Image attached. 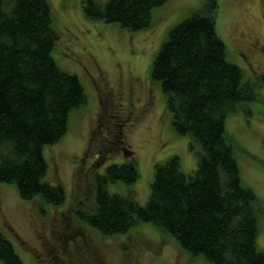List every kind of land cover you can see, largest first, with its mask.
<instances>
[{"label":"trees","instance_id":"16d2710c","mask_svg":"<svg viewBox=\"0 0 264 264\" xmlns=\"http://www.w3.org/2000/svg\"><path fill=\"white\" fill-rule=\"evenodd\" d=\"M167 2L85 0L84 13L137 33L152 27L153 11ZM218 8L217 0H205L171 29L150 74L166 98L173 130L189 138L195 170L184 173L177 155L159 162L141 206L134 192H110L114 184L137 183L136 161L113 164L97 177L94 208L86 212L80 205L77 216L105 237L152 225L210 264H264L258 250L263 208L243 184L226 130L228 116L253 99V87L227 59ZM58 39L50 0H0V183L16 184L23 200L38 197L53 206L66 202L67 194L62 184L47 181L44 152L62 140L71 113L87 101L80 78L62 71L54 57ZM0 261L25 264L1 231Z\"/></svg>","mask_w":264,"mask_h":264},{"label":"rangeland","instance_id":"374dc122","mask_svg":"<svg viewBox=\"0 0 264 264\" xmlns=\"http://www.w3.org/2000/svg\"><path fill=\"white\" fill-rule=\"evenodd\" d=\"M84 1L50 0L59 33L54 57L62 71L80 78L87 94L85 105L71 113L67 134L44 152L47 181L63 185L66 202L23 200L16 184L0 183V231L25 264H210L152 225L105 237L77 216L80 205L86 212L94 208L97 177L113 164L136 161L137 183L109 189L124 196L134 192L141 206L148 202L156 164L177 155L184 173L195 170L189 138L173 130L166 98L150 74L170 30L205 0H168L153 11L152 27L137 33L89 20ZM217 3L227 59L253 87V99L228 116L226 130L243 184L263 208L258 250L264 253V0Z\"/></svg>","mask_w":264,"mask_h":264}]
</instances>
